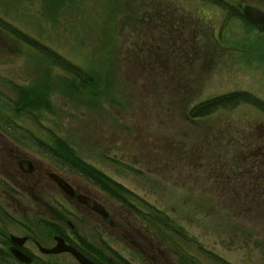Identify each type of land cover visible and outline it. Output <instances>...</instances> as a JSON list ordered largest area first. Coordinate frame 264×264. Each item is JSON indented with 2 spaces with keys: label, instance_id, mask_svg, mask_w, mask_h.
<instances>
[{
  "label": "rangeland",
  "instance_id": "1",
  "mask_svg": "<svg viewBox=\"0 0 264 264\" xmlns=\"http://www.w3.org/2000/svg\"><path fill=\"white\" fill-rule=\"evenodd\" d=\"M47 48L82 77L47 61ZM241 92L264 106V31L205 0H0V156L58 172L37 145L63 141L149 222L115 238L90 229L100 262L164 264L163 239L197 264H264V109L241 103L189 120L197 105ZM42 98L52 111L35 108ZM30 104L40 124L17 115ZM25 196L0 188V202H21L13 220L30 225ZM57 228L39 219L35 229L54 240Z\"/></svg>",
  "mask_w": 264,
  "mask_h": 264
},
{
  "label": "flooded vegetation",
  "instance_id": "2",
  "mask_svg": "<svg viewBox=\"0 0 264 264\" xmlns=\"http://www.w3.org/2000/svg\"><path fill=\"white\" fill-rule=\"evenodd\" d=\"M0 159L8 169L6 173H0V188L13 191L14 194L17 191L24 192L26 196L22 200L34 212L35 217L33 220L30 219L32 220L30 225L24 219L13 220L12 216H20L18 208H21V202L16 200L0 202V264H60L53 260L57 257H66L68 262L79 264L68 253L48 255L56 246L55 237L65 240L67 245L76 248L93 263L107 264L97 260V246L90 242L91 238L97 241V232L91 233L90 229H96L110 238H115L119 234L131 235L133 230L139 233L138 222L143 228L148 227L147 220L134 212L132 201L128 198L133 195L123 187L114 186L116 188L114 189L105 181H102V185L99 184L97 171L75 170L70 166L62 168L61 164L59 168L62 171H38L35 162L25 157L0 156ZM23 160H30L33 163L31 173L22 170ZM54 177H59L69 184L75 195L73 197L66 195ZM79 196L95 202L96 205L98 203L108 217L80 202ZM70 206L74 211L70 210ZM39 219L45 223V229L58 227L56 230L59 233L54 240L45 234L47 231L41 234L37 232L35 228ZM66 232L76 237L79 243L72 240ZM158 244L156 254L164 264H197L196 253L190 258L182 259L184 251L182 253L171 248L163 239L159 240ZM201 263L207 264L206 261Z\"/></svg>",
  "mask_w": 264,
  "mask_h": 264
},
{
  "label": "trees",
  "instance_id": "3",
  "mask_svg": "<svg viewBox=\"0 0 264 264\" xmlns=\"http://www.w3.org/2000/svg\"><path fill=\"white\" fill-rule=\"evenodd\" d=\"M253 1L259 5H262V6L264 5V0H253ZM212 3L219 5L220 7L228 8L229 14L232 18H242L240 11L237 7H234L231 4L226 6L221 0H218V1L212 0ZM258 29L264 31V28H258ZM21 39L25 42L27 41V42H30L31 44L33 43L31 40L26 39L24 36H21ZM46 55H47L46 59L47 60L51 59V61L53 62V65L56 66L57 68H60L62 71L67 72L68 74L75 73L78 76L82 77V75H80L82 73V70L80 68L72 65L69 61L65 60L63 57L59 56L57 53L52 52L50 50H46ZM18 91L22 93L25 90H23V88H18ZM241 103H246V104L250 103L254 106H259L264 109V106L262 105L263 103L260 100L254 98L247 92H241V93H234L231 95L215 98L205 103L199 104L190 111L189 117L192 120H195V119L200 120L201 118L209 117L210 115L214 114L215 112L223 108L234 109ZM36 107L37 109H40V108L42 109V107H44L43 109L49 110V111H52L53 109L52 107H50L49 101L45 98L39 99V103L37 106H35V108ZM33 110L34 109L33 107H31V104H30L29 106L19 107L16 113L20 117L29 119L35 124H40V122L38 121V116ZM14 122L15 121H13L12 118L7 115V124L14 123ZM13 131L14 133L16 132L15 130ZM12 137L16 138L14 134L12 135ZM32 138L35 139L33 136ZM36 139L39 140L38 138ZM40 145L46 150V153L53 156L59 161H62V162L68 161V163H70L72 167H75V169L95 171L93 167L84 163V161L78 156L77 153H75L72 147H70L67 143L63 141H59L54 146H50L45 143H40ZM103 180L109 184H113L114 186H117L116 184L111 183L108 179H105L104 176H102V174L97 171V182L102 185Z\"/></svg>",
  "mask_w": 264,
  "mask_h": 264
},
{
  "label": "water",
  "instance_id": "4",
  "mask_svg": "<svg viewBox=\"0 0 264 264\" xmlns=\"http://www.w3.org/2000/svg\"><path fill=\"white\" fill-rule=\"evenodd\" d=\"M242 15L250 24H252L254 26H263L264 27V12L262 10L258 9L257 7L252 6V5L243 6L242 7ZM24 165L30 167L31 163L23 162V169L28 170L26 168V166H24ZM29 170H31V169H29ZM57 183L65 191V193H67L69 195H73V191L68 185H66L64 182H62L59 179H57ZM85 203H87V205H89L94 210H97V212H100V213L107 215L104 212L103 208L100 207L99 205H96L94 202L86 200ZM57 242H58L57 246L52 251H50V253L59 254V253H66L67 252V253H71L80 262V264H94V263L90 262L89 260H87L85 257H83L76 249L66 246L65 242L63 240L57 238Z\"/></svg>",
  "mask_w": 264,
  "mask_h": 264
}]
</instances>
